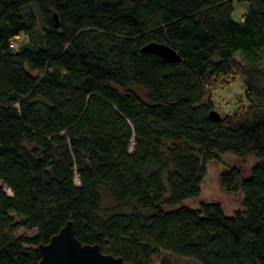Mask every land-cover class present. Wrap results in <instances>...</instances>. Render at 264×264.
<instances>
[{"label": "trees", "instance_id": "16d2710c", "mask_svg": "<svg viewBox=\"0 0 264 264\" xmlns=\"http://www.w3.org/2000/svg\"><path fill=\"white\" fill-rule=\"evenodd\" d=\"M233 77L248 105L213 120ZM211 162L230 214L189 204ZM68 221L127 264H264V0H0V264Z\"/></svg>", "mask_w": 264, "mask_h": 264}, {"label": "rangeland", "instance_id": "374dc122", "mask_svg": "<svg viewBox=\"0 0 264 264\" xmlns=\"http://www.w3.org/2000/svg\"><path fill=\"white\" fill-rule=\"evenodd\" d=\"M235 10L233 13V20L235 22H240L242 16L249 9L248 3H236L234 6ZM28 41V37L26 35H22L15 41V48L18 49L21 45ZM236 58L238 60H242V56L240 54H236ZM230 82L223 85H213L210 89L211 98L214 102V110L223 114H234L236 112L242 111L243 106L248 105L247 101L244 98L245 86L242 78L233 77L229 79ZM220 171V166L211 162L208 164V173L203 182L201 196L199 199L190 202V205L197 207L200 205L201 201H218L223 203L226 207H224L226 214H230L232 211L229 210L231 208V200L229 197L224 194L223 191L219 188L218 185V173ZM102 200H103V209L105 211H111L114 207L113 200L107 191L101 190ZM26 234L29 237H32L36 234V231L33 232H25L21 230L19 232V236ZM172 264H197L193 260L184 259L175 255H170Z\"/></svg>", "mask_w": 264, "mask_h": 264}, {"label": "water", "instance_id": "95a60500", "mask_svg": "<svg viewBox=\"0 0 264 264\" xmlns=\"http://www.w3.org/2000/svg\"><path fill=\"white\" fill-rule=\"evenodd\" d=\"M53 19L58 25L56 13L53 14ZM144 51L157 53L169 62L180 60L177 53L166 45L152 43L146 46ZM210 118L219 121L220 114L212 111ZM39 250V264H127L122 258L103 254L99 245L82 244L75 235L73 222L70 221L51 238L49 244L40 245Z\"/></svg>", "mask_w": 264, "mask_h": 264}]
</instances>
